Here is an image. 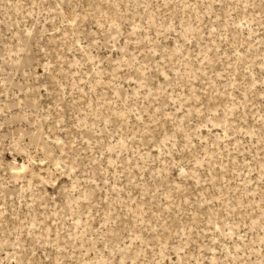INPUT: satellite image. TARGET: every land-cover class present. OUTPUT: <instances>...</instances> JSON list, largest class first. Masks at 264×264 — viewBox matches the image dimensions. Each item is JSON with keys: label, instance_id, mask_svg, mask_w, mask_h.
<instances>
[{"label": "rangeland", "instance_id": "1", "mask_svg": "<svg viewBox=\"0 0 264 264\" xmlns=\"http://www.w3.org/2000/svg\"><path fill=\"white\" fill-rule=\"evenodd\" d=\"M0 264H264V0H0Z\"/></svg>", "mask_w": 264, "mask_h": 264}]
</instances>
